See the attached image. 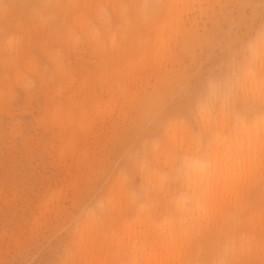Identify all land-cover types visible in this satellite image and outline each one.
I'll use <instances>...</instances> for the list:
<instances>
[{
    "label": "rangeland",
    "instance_id": "rangeland-1",
    "mask_svg": "<svg viewBox=\"0 0 264 264\" xmlns=\"http://www.w3.org/2000/svg\"><path fill=\"white\" fill-rule=\"evenodd\" d=\"M117 1L169 5L170 0ZM190 1L187 11L184 7L149 10L151 27L134 42L113 34L107 52L87 33L89 17L111 14L115 19L124 15L123 10L98 7V13L90 9L75 14L71 8H55L35 21L24 18L26 10L18 11L14 29L23 42L10 40L9 47L15 51L0 56V264L27 260L43 264L57 258L90 264L78 251L86 221L90 224L83 241L93 240V255L104 259L101 247L110 232L112 244L121 240L126 245L123 225L142 216L158 223L170 211V195L185 189L179 164L192 153L200 158L208 154L196 150L199 143L218 133L232 134L240 120L250 126L259 118L258 96L243 81L236 82L235 91L225 88L211 109L206 97L214 96L217 89L204 78L213 61L226 54L228 29L247 32L251 10L245 6L259 5L260 0ZM21 2L105 5V0ZM170 10L179 11L181 20L162 42L155 30ZM148 46H154L152 54L160 48L157 62L148 52L140 62ZM52 65L57 71L49 70ZM33 80L42 87L34 89ZM98 105L101 111H96ZM152 172L163 177L160 190L151 185ZM69 214L79 218L75 243L70 254L55 255ZM228 217V227L218 222L209 225V231L237 236L242 215L229 211ZM209 231L196 241L204 240ZM136 234L139 238L156 235L141 223ZM134 243L146 248L143 238ZM118 252L107 263L127 264L132 259L128 251ZM142 257L136 256L139 264Z\"/></svg>",
    "mask_w": 264,
    "mask_h": 264
},
{
    "label": "bare ground",
    "instance_id": "bare-ground-1",
    "mask_svg": "<svg viewBox=\"0 0 264 264\" xmlns=\"http://www.w3.org/2000/svg\"><path fill=\"white\" fill-rule=\"evenodd\" d=\"M116 1L111 0V4H117L118 1ZM108 2L109 0H105V5H108ZM189 2L191 1L170 0L169 6L171 9L184 7L183 9L187 11L190 10V8H187L190 7ZM98 11L99 8H95V13H98ZM173 12L170 10L168 17L162 22L160 21L161 23H159V26L157 25L158 27L155 30L157 39L162 42H164L165 33L170 34L176 28V26L174 28L176 20H181L179 11ZM76 20L81 21V18ZM82 33L83 31L80 34ZM113 39L112 37L111 42H113ZM153 48L154 46L146 48L139 58L140 62L144 60L147 52L148 55L153 56V62L158 61L160 48L156 50L155 54H152ZM99 107L100 105L96 107V111L98 109L101 111ZM57 112L58 109L56 108L55 113ZM236 127L232 134L218 133L214 136L211 135L212 137L210 136V141H208L213 145V149L207 155H202L203 158L202 156L201 158L198 157L199 155L197 157L192 156V153L191 156L185 158L182 166L179 164L178 171H181L183 176L181 180L183 179L182 183H184L185 189L178 191V193L175 191V195H172V197L170 195V199L172 198L170 211L164 213L165 208L161 212L164 214L158 220V223L151 221L148 216H142L135 223L123 225L122 231L128 239L126 245L121 240L116 244H112L113 232H110L106 246L101 247L102 250H105L106 255L102 259L101 256H98L100 254L96 256L92 253L93 240L83 241V236L90 224V221L89 224L86 221V224L84 222L85 225L82 224L81 227L78 244L80 249L78 251H83L86 260L90 264H111V261L107 263V259H116L120 248L124 253L128 251L132 254V259L127 264H139L136 259L138 253L140 256L143 255V264H188L191 260L215 254L221 245L224 246V252L228 255L235 251L237 253L235 258L245 262V264L255 262L257 259L259 261L264 259L260 249L261 242L264 241V185H262L260 177V160L256 155L259 119L257 118L250 126L244 120H240ZM238 153L242 155L240 162L236 159ZM149 177L152 180L151 185L154 189L160 190L163 181L161 173L152 172ZM181 180L179 178L180 182ZM109 207L114 209L116 205ZM229 211L238 217L242 215V227L238 230V235L236 236L235 232L222 235L220 233L215 234L216 231L211 228L210 230H213L212 234L209 231V225H217L219 222L223 227L229 226ZM140 223L151 230V233L156 234L152 235V238L142 235L141 238L144 239L146 248L141 243H134L136 239L139 242L141 241V238L136 234V228L140 226ZM204 231H209L204 240L196 241L197 237ZM191 239L194 240L190 243Z\"/></svg>",
    "mask_w": 264,
    "mask_h": 264
},
{
    "label": "clouds",
    "instance_id": "clouds-1",
    "mask_svg": "<svg viewBox=\"0 0 264 264\" xmlns=\"http://www.w3.org/2000/svg\"><path fill=\"white\" fill-rule=\"evenodd\" d=\"M71 8L75 14H87L88 10L103 7L107 9L123 10L124 15L113 19L111 14L107 18L89 17L87 33L91 39L95 40L104 52L109 50L108 41L113 34L127 36L133 42L137 35H142L145 30L151 27L153 22L149 16V10L153 12L161 11L169 5L126 3L111 5L96 4H78V5H59V4H41V3H22L21 0H0V56L7 57L15 49L9 47V41L14 40L19 45L23 42V36L17 35L14 25L18 20L17 13L19 10H26L25 19L35 21L44 19L46 12L55 8ZM195 7V6H193ZM201 8L214 9V5H200ZM223 9L225 6H220ZM249 12L250 28L247 32L241 33L232 29L229 34L226 54L213 61L209 74L204 78L206 82L213 84L217 92L214 96L206 97L209 101L210 108L215 109L224 89L228 88L235 91L236 82L243 81L244 86L249 87L255 96H258L261 104L264 98V3L260 0L259 5H246ZM258 9V11H257ZM52 19V16H48ZM67 30L78 31L77 26H67ZM50 71H57L55 65L50 66ZM249 78L251 83L249 84ZM42 84L38 80H33V88L38 90ZM259 128L256 145V155L261 159L264 153V121H262V105L259 115ZM251 147V145H250ZM213 149L211 142H201L196 146L200 153H209ZM237 161L240 162L242 155L237 154ZM261 254L264 255V241L260 245ZM236 252L231 255L224 252V246L217 250L213 255L194 259L188 264H245V262L235 258ZM56 260H61L57 258ZM75 264V261H72ZM250 264H264V259L259 262H250Z\"/></svg>",
    "mask_w": 264,
    "mask_h": 264
},
{
    "label": "snow or ice",
    "instance_id": "snow-or-ice-1",
    "mask_svg": "<svg viewBox=\"0 0 264 264\" xmlns=\"http://www.w3.org/2000/svg\"><path fill=\"white\" fill-rule=\"evenodd\" d=\"M262 3H264V0H262ZM229 34L232 33V29H228ZM262 105V121H264V98L261 100ZM260 177H261V183L264 185V153L261 155L260 159ZM78 219L77 217H74L73 214H69L65 218L64 228L62 230V236L63 239L60 242V245L55 249L54 254L55 255H63L66 256L71 253L72 248L71 244L75 243L76 240V233L78 231ZM23 264H38V262L33 260H27L24 261ZM43 264H73L72 261L68 259H61L56 260L52 259L47 262H43Z\"/></svg>",
    "mask_w": 264,
    "mask_h": 264
}]
</instances>
